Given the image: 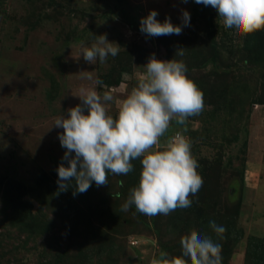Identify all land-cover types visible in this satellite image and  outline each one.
<instances>
[{"label": "rangeland", "instance_id": "374dc122", "mask_svg": "<svg viewBox=\"0 0 264 264\" xmlns=\"http://www.w3.org/2000/svg\"><path fill=\"white\" fill-rule=\"evenodd\" d=\"M2 1L0 186L14 189L0 201V264H51L55 257L59 264H152L161 257L163 264H185L183 244L205 235L220 245L221 264H260L253 252L264 256V247L248 251L251 239L264 243L262 40L255 38V56L245 48L248 35L227 34L218 17L194 0ZM152 10L158 21L170 17L181 26L186 10L190 26H182L180 35L146 36L139 22ZM100 35L119 45V54L89 64L83 49ZM153 56L182 60L204 101L202 116L185 125L174 117L160 138L161 150L177 133L189 141L204 189L193 203L194 214L202 216L199 232L189 223L172 234L165 226L172 215L147 216L134 205L121 210L138 186L141 158L127 175L109 173L106 185L93 182L75 195L73 189L69 206L57 207L52 199L54 188L65 189L53 173L65 152L55 119L67 118L81 103L80 90L92 86L88 75L103 82L98 92L112 93L109 114L115 116ZM210 221L225 232L214 233Z\"/></svg>", "mask_w": 264, "mask_h": 264}, {"label": "clouds", "instance_id": "9594fccd", "mask_svg": "<svg viewBox=\"0 0 264 264\" xmlns=\"http://www.w3.org/2000/svg\"><path fill=\"white\" fill-rule=\"evenodd\" d=\"M194 3L218 17L219 25L229 35L243 37L264 30V0ZM157 16L152 10L141 18L140 32L149 37L180 35L182 26H190L186 10L182 11V26L171 23L170 17L160 22ZM119 51V45L100 35L83 49L82 58L89 64L104 63ZM144 68V77L119 101L115 116L109 114V105L114 102L112 93L101 94L97 87H104L103 82L91 75L85 77L92 86L80 90L81 103L68 110L67 118L60 115L53 124L63 130L58 133V140L65 149L56 169L58 186L67 189L74 181L73 194L84 193L93 182L97 186L108 184L109 173L127 175L133 171L132 161L141 158L138 186L131 190L121 210L128 211L134 205L147 216H188L204 191L198 179L199 168L193 163L185 135L177 133L163 150L160 138L174 117L185 125L188 118L202 116L204 101L196 84L187 77L188 69L182 60L160 61L153 56ZM209 226L217 235L226 230L215 221H210ZM182 253L185 264H221V247L211 236L193 237L183 244ZM152 264L158 261L153 260Z\"/></svg>", "mask_w": 264, "mask_h": 264}, {"label": "trees", "instance_id": "16d2710c", "mask_svg": "<svg viewBox=\"0 0 264 264\" xmlns=\"http://www.w3.org/2000/svg\"><path fill=\"white\" fill-rule=\"evenodd\" d=\"M2 2L3 1L0 0V9L1 10H2ZM255 38H257L256 40H258V39L260 41L262 40V43L264 44V30H259L257 32L252 33V34H249L248 38L246 40V43H245V48L248 49L250 52H253V54L255 53L254 55L257 56V54H256L257 52L255 51L256 50L255 48H256L258 43L255 40ZM164 137H165V135L163 137H161V138H164ZM60 164L61 163H59L56 166H54L55 168L53 170V173L56 172V169L58 168V166ZM65 166H67L66 163H65ZM1 183L2 182L0 181V184ZM11 183H14V182H11ZM8 188H9V190L14 189V187L10 183H7L6 185L4 184L2 187L0 186V191L2 193L1 196H0V201H2V199L4 197V192H5V190H8ZM74 188H75V182L74 181L69 183L67 191H65V189L59 190L57 188H54V191H57V193L52 197V199H55L54 201H55V204H56L57 207H59L60 205L61 206H69L72 203H74V201L72 199H70V194H69L70 192L73 191ZM24 193L27 194V192H25V191H24ZM117 196H121V190H120V193L117 194ZM195 208H196V206L193 207V212L191 213V216H188V218H186L184 221L180 220L179 217L177 218V216H174V217H172L171 220L168 221V223H165V226H167L168 230H170L171 233L173 234V232H176L174 227L182 226V229L184 228V230H186L187 229V225L189 223H193V225L197 229L196 231L199 232L198 227H200V221L202 219V216H200V215L197 216V215L194 214L196 212L194 210ZM144 225H147V224H144ZM260 247H264V243L262 241L251 239L250 243H249V248L250 249L248 251V254H250L253 251V248L257 250ZM173 248L174 247H172V249ZM172 251L173 250H170L168 252H170V254H171ZM253 254H255V259H257L258 257L260 258V264H264V256H261L256 251L253 252ZM262 255H264V251H262ZM59 260H60V257H57V258L55 257V260L51 264H59L60 263ZM157 261H158V264H163V258L162 257L159 258V260H157Z\"/></svg>", "mask_w": 264, "mask_h": 264}, {"label": "built area", "instance_id": "2783aa9c", "mask_svg": "<svg viewBox=\"0 0 264 264\" xmlns=\"http://www.w3.org/2000/svg\"><path fill=\"white\" fill-rule=\"evenodd\" d=\"M130 244H135V241L132 239V240H130Z\"/></svg>", "mask_w": 264, "mask_h": 264}]
</instances>
